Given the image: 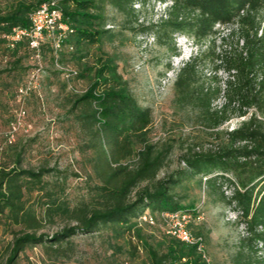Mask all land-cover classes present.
Instances as JSON below:
<instances>
[{"label": "trees", "instance_id": "obj_1", "mask_svg": "<svg viewBox=\"0 0 264 264\" xmlns=\"http://www.w3.org/2000/svg\"><path fill=\"white\" fill-rule=\"evenodd\" d=\"M46 1L49 0H11L8 6L0 8V43L7 47L3 35L14 27L28 28L30 14ZM150 1L168 5L159 22L140 26L144 33H185L193 42H200L212 38L217 25L234 26L231 34H238L242 42L241 50L224 57L228 73H236V81L229 80L227 104L212 110L213 99L220 93L219 87L205 89L200 86L193 94L191 86L198 63L195 56L184 63L176 77L178 97L199 106L203 116L211 117L215 128L230 119L227 109L236 99L239 116H246L253 105H264V80L257 84L254 75L257 68H264V35L259 19V12L264 10V0H56L62 20L68 23L70 31L63 38L59 50L55 51L50 39H45L40 49L46 47L53 54L57 53V60L72 59L78 71L67 72L70 77L91 75L89 86L75 97L72 109L82 106L76 119L90 129L97 126L95 135L99 137L100 150L94 160V168L100 178L96 185L99 203L90 209H70L61 204L47 203L46 215L62 212L75 222L64 225L51 236L38 232L40 220L35 208L27 203V195L42 190L43 179L52 169L45 166L23 168L21 153L17 152L12 166L0 167V222L18 227L12 231L8 255L0 264H16L27 246L44 242L61 244L75 235L92 233L106 224L114 226L119 236L127 231L136 233L137 250L145 251L148 258L143 264H207L197 245L186 244L167 232L168 221L162 215L173 211L199 213L196 205L191 202L184 204V198L175 192L183 178L195 175L203 176L213 187L222 188L226 184L234 187L228 201L245 223L246 233L233 263L264 264V121L251 113L238 126L223 131L220 144L208 150L189 149L182 156L185 168L157 178L166 155L145 140L150 123L149 110L142 108L131 93L127 80L118 71L117 57L104 53L99 46L104 40H112L116 36L107 25L106 3L120 12L134 14L136 2L145 5ZM214 43L210 47L213 54ZM94 45H97L96 58L90 64L86 59ZM22 48L31 50L27 38L8 49L17 56ZM192 95L195 97L191 98ZM106 135L110 141L120 138L121 144L141 142L135 167L112 160L105 143L101 142ZM100 163L109 171L100 170ZM230 175L238 187L228 178ZM140 183L144 184L132 195ZM146 213L152 222L142 219ZM142 222L157 226L160 238L149 241L138 227ZM189 228L204 241L191 225Z\"/></svg>", "mask_w": 264, "mask_h": 264}, {"label": "rangeland", "instance_id": "obj_2", "mask_svg": "<svg viewBox=\"0 0 264 264\" xmlns=\"http://www.w3.org/2000/svg\"><path fill=\"white\" fill-rule=\"evenodd\" d=\"M10 2L0 0V8ZM165 10L164 3L150 1L139 5L136 2L134 14H128L106 3L107 25L116 36L99 45L104 53L117 57L118 71L127 80L131 93L142 108L149 110L145 140L166 155L157 178L185 168L182 156L189 149L208 150L220 144L222 132L238 126L251 113L264 121V105H253L246 116H239L236 99L227 109L230 119L215 128L211 117L203 116L199 106L178 97L176 77L184 63L195 56L198 63L191 86L193 94L200 86L219 87L212 110L227 104L229 80L236 81V73H228L224 57L241 50L242 42L238 34H231L234 26L217 25L215 35L200 42H193L185 33L141 31V25L159 22ZM259 19L264 35V10L259 12ZM213 41L214 54L210 50ZM96 48L94 45L89 50L90 57L86 60L90 64L95 61ZM57 57V53L46 47L41 48L39 57L24 48L16 56L0 43V70L3 71L0 74V167L12 166L15 154L20 152L23 168L52 169L43 179L42 190L27 195V203L35 208L40 220L38 232L48 236L75 221L62 212L46 215L47 203L70 209H90L99 203L96 185L100 178L94 168L100 150L99 137L95 135L97 126L90 129L76 119L82 106L72 109L75 97L89 86L91 75L66 77L67 72L78 71V66L68 57L63 60ZM254 75L258 84L264 80V68H257ZM29 82L30 90L20 92L21 86ZM120 140L110 141L106 135L101 142L114 162L135 167L141 142L121 144ZM99 165L100 170L109 171L107 166ZM226 186L213 187L203 176L195 175L183 178L175 188L184 198V204L191 202L198 209L197 215L191 214L189 225L203 236L208 264H234L233 258L244 236L243 221L233 214L235 210L228 201L230 195L226 190L231 184ZM138 227L149 241L160 238L157 226L142 222ZM17 228L0 222V262L8 255L12 231ZM136 236L131 231L119 236L114 226L101 225L92 233L75 235L61 244L44 242L27 246L16 264H143L147 262V254L138 252Z\"/></svg>", "mask_w": 264, "mask_h": 264}, {"label": "built area", "instance_id": "obj_3", "mask_svg": "<svg viewBox=\"0 0 264 264\" xmlns=\"http://www.w3.org/2000/svg\"><path fill=\"white\" fill-rule=\"evenodd\" d=\"M167 6V3H164ZM30 26L28 28L14 27L9 33L3 35L6 39L7 47L13 48L16 43L24 38L28 39L29 48L34 52L36 57L40 55V46L45 39H50L55 51L61 47V42L70 31L68 23L62 20L61 12L57 6L56 0H49L43 2L37 9H35L29 16ZM69 77V74H65ZM30 82L21 86L20 92H27L30 90ZM231 180L234 179L229 176ZM235 182V181H234ZM238 187V184L235 182ZM227 188L226 185H224ZM234 187L231 185L226 191L231 196L233 194ZM235 216H239L238 212L233 213ZM168 221L167 232L189 245H197L198 251L202 254L203 258L208 264V258L204 251V241L200 236L195 235L189 228L191 221V214L184 211L165 212L162 214ZM145 221L152 222V218L149 213L142 216ZM243 233H246L245 223L242 225ZM264 253V252H262ZM264 255V254H263Z\"/></svg>", "mask_w": 264, "mask_h": 264}]
</instances>
